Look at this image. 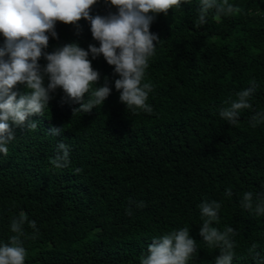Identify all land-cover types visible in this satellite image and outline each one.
I'll use <instances>...</instances> for the list:
<instances>
[{
  "label": "trees",
  "instance_id": "1",
  "mask_svg": "<svg viewBox=\"0 0 264 264\" xmlns=\"http://www.w3.org/2000/svg\"><path fill=\"white\" fill-rule=\"evenodd\" d=\"M229 2L242 12L219 20L210 14L200 27L199 0L155 16L150 31L161 41L145 78L153 84L151 114L126 109L115 89L119 76L101 55L92 66L101 74L98 86L109 80L103 105L73 113L79 105L57 88L44 115L29 117L38 122L35 131L12 125L16 138L7 156L0 153V244L23 212L38 229L32 238L25 224V264H139L154 238L188 226L198 245L188 264H215L219 250L199 236V205L208 199L222 203L214 226L238 232L233 264H264V216L240 203L247 191L264 199V122L255 129L248 123L264 112V0ZM109 11L117 10L98 0L90 14ZM90 29L83 18L78 26L57 22L58 39L50 36L44 51L68 43L99 47ZM4 41L0 34V47ZM252 80L253 109L228 124L220 110ZM14 91L27 89L18 84ZM52 127L63 131L52 136ZM61 141L70 146V165L56 169L50 160ZM254 243L259 256L249 254Z\"/></svg>",
  "mask_w": 264,
  "mask_h": 264
},
{
  "label": "clouds",
  "instance_id": "2",
  "mask_svg": "<svg viewBox=\"0 0 264 264\" xmlns=\"http://www.w3.org/2000/svg\"><path fill=\"white\" fill-rule=\"evenodd\" d=\"M98 0H0V34L5 38L0 47V153L7 156L8 145L16 136L12 125L35 131L38 122L30 120L33 115H44L52 99V93L60 88L64 100L79 105L74 112L91 113L104 104L111 93L109 80L98 86L101 74L92 66V60L103 56L108 65L114 66L115 89L120 92V101L126 109L136 114L138 111L151 114L153 108L147 103L153 84L145 80L149 62L156 55V46L161 41L150 31L155 16L167 15L170 9H180L191 0H104L116 12L107 15H91L92 7ZM242 9L229 0H199V14L195 27L208 22L209 15L219 20L233 17ZM91 25V34L99 42V47L89 44L88 49L78 43H68L53 52L44 51L49 46V38L58 39L55 30L57 22L78 26L81 19ZM91 55L92 59H89ZM7 57V59H5ZM47 64L41 67V58ZM47 81V82H46ZM24 85L27 91L18 94L17 85ZM235 93L236 99H229L228 107L219 115L230 125H237L243 110L253 109L250 98L257 85ZM19 95V98H17ZM87 97V98H85ZM264 122V112H254L249 125L255 129ZM62 128L52 127L49 134L57 136ZM50 163L56 169L70 165V146L58 142L57 154ZM81 168L74 169L79 174ZM225 195L231 196V188ZM241 207L256 216H264V199L247 191L243 194ZM138 202L137 207H143ZM222 203L205 199L200 205L202 224L199 236L208 248L219 250L215 264H233L238 232L231 226L223 230L214 226L220 222ZM131 215V210H128ZM25 224L33 229L32 238L38 234L35 221H29L21 212L10 223L8 243L0 244V264H25L27 251L23 246L26 237ZM257 245L252 244L249 254L255 253ZM198 251L197 241L190 235L188 226L173 229L154 238L148 245L147 254L140 257L139 264H188ZM259 256V253H255Z\"/></svg>",
  "mask_w": 264,
  "mask_h": 264
}]
</instances>
